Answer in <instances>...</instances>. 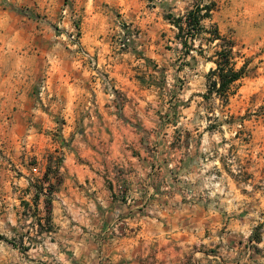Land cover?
Returning a JSON list of instances; mask_svg holds the SVG:
<instances>
[{"label":"rangeland","instance_id":"rangeland-1","mask_svg":"<svg viewBox=\"0 0 264 264\" xmlns=\"http://www.w3.org/2000/svg\"><path fill=\"white\" fill-rule=\"evenodd\" d=\"M194 1L0 0V160L21 164V113H53L58 131L59 113H131L153 130H141L145 142L169 145L170 166L152 167L168 177L164 196L99 248L79 247L72 264H175L183 249L187 264H264V0H200L214 9L186 54L167 16ZM211 23L236 67L247 62L227 98L204 97L220 43ZM62 158L46 155L47 191Z\"/></svg>","mask_w":264,"mask_h":264},{"label":"crops","instance_id":"crops-1","mask_svg":"<svg viewBox=\"0 0 264 264\" xmlns=\"http://www.w3.org/2000/svg\"><path fill=\"white\" fill-rule=\"evenodd\" d=\"M139 21L146 26L152 20L147 15ZM81 114L59 113L65 121L58 131L53 113H21V164L0 160V264H72L79 247L99 248L115 226L130 228L138 211L152 207L169 187L167 176L152 173L155 164L170 166L169 145L145 142L131 113ZM60 150V183L47 191L55 177L43 179L46 155ZM175 264H187L184 249Z\"/></svg>","mask_w":264,"mask_h":264},{"label":"trees","instance_id":"trees-1","mask_svg":"<svg viewBox=\"0 0 264 264\" xmlns=\"http://www.w3.org/2000/svg\"><path fill=\"white\" fill-rule=\"evenodd\" d=\"M213 6V2L202 4L200 0H196L184 14L175 17L167 16L169 22L177 28L175 38L179 40V44L184 48L186 54L193 49V44L188 43V37H193L194 34L203 29L202 19L211 20ZM208 32L211 35L210 41L218 40L220 43L215 45L213 54L207 57V60L212 61L215 66L211 67L206 74L207 94L204 97H207L210 93H215L218 96L227 98L229 94L233 93L231 89L233 84L245 75L247 62L244 61L242 65L236 67L233 52L234 45L232 41H228L226 44L223 43L225 37L220 33L216 24L211 23ZM196 51L200 54L204 52L201 44L198 45Z\"/></svg>","mask_w":264,"mask_h":264},{"label":"built area","instance_id":"built-area-1","mask_svg":"<svg viewBox=\"0 0 264 264\" xmlns=\"http://www.w3.org/2000/svg\"><path fill=\"white\" fill-rule=\"evenodd\" d=\"M31 170H32L33 173L39 174V170H38L37 166H32Z\"/></svg>","mask_w":264,"mask_h":264}]
</instances>
